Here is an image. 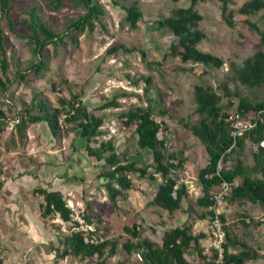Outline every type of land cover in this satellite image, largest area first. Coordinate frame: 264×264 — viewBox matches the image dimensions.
Here are the masks:
<instances>
[{
	"label": "rangeland",
	"instance_id": "1",
	"mask_svg": "<svg viewBox=\"0 0 264 264\" xmlns=\"http://www.w3.org/2000/svg\"><path fill=\"white\" fill-rule=\"evenodd\" d=\"M13 1L14 31L9 29L6 20L1 23L6 38L8 69L4 74L0 53V76L4 80L10 78L12 83L5 94L0 93V109L8 117V125L0 135V209L3 210L7 200L4 195L7 184L1 183L13 186L21 181L23 192L38 200L32 208L36 211L40 230L51 255L43 260L41 243L15 241L13 244H1L0 264L14 261H18V264H121L124 258L121 243L126 241L125 226H139L143 237L160 242L166 230L182 226L188 220L186 214L171 216L167 211L149 205L162 181L161 176L157 174L155 180H140L137 174L130 175L133 189L144 194L141 207L134 203L131 192L112 201L104 186L105 181L100 176L110 167L103 166L102 162L87 155L85 141L73 125L66 124L65 116L61 117V130L57 134L52 133L47 122H41L28 124L21 136L16 129L19 115L32 108L36 95L53 107L60 106V99L69 100L77 95L89 112L104 119L102 134L92 139L91 146L97 147L102 142L112 141L122 161L133 158L141 167L152 162V152L139 148L135 127H126V119L119 116L132 106L146 107L151 102L156 111L155 119L169 127L167 148L170 152L183 150L187 156L184 171H176L173 175L179 179V184L192 183L189 191L193 197L188 201L195 204L196 196H202L197 176L207 165L209 157L199 140L190 136L181 126L180 120L195 123L198 119L194 95L196 85L213 87L223 93L221 85L227 82L231 90L237 87L241 94L249 96L254 102L264 100V91L251 90L231 79L232 63L241 66L245 59L264 50L260 35L248 25V21L253 22L264 31V10L255 15L243 16L238 10L249 0H233L231 8L236 11V22L231 28L223 20L220 1L206 0L197 4L196 10L203 16L200 29L206 35L198 48L223 58L225 62L221 69L206 70L200 64H185L178 57L169 55L170 46L177 38L168 28L157 27V22L169 17L175 8L188 7L190 2L187 0L179 3L172 0H93V4L101 8L102 14L93 19V29L86 26L81 31L68 29L71 22L87 14L86 8L76 6L73 1H64L55 12L47 9L42 0ZM134 5L143 14L136 28L131 27L126 19V8ZM32 8H36L41 20L63 34V42L58 47L50 44L45 48L48 68L41 76L26 73L25 80H22L18 78V72L38 62L29 38L31 34L23 23ZM121 46L127 50H113ZM142 77H149L152 81L148 93L145 92ZM53 84L56 85L55 89ZM228 100L224 98L223 104L227 105ZM236 104L235 100L230 111L236 110ZM163 110L166 114L160 115L159 112ZM33 114L37 112L33 110ZM165 134L163 128L159 137L163 138ZM261 145L264 146V142ZM42 166L48 169L41 178L42 183L38 184L37 172ZM220 166L223 167V164ZM67 168L70 174L68 178L65 175ZM49 170H54L53 176L57 181L51 186L47 185L45 179ZM74 176L75 179L69 180ZM115 187L118 188V185L115 184ZM40 188L63 190L61 192L73 212L72 219L80 227L72 229L59 215L42 218L43 198L36 193ZM218 209L230 223L246 213L264 225V211L260 207H231L225 201ZM86 215L92 217L91 226L84 217ZM197 219L193 215L192 225L197 223ZM1 223L2 219L0 228ZM204 225L210 239L211 219ZM77 231L84 232V236L95 242L104 239L118 241V253L111 257L107 248L105 256L100 259L95 257L82 261L73 255L65 259L58 258L55 250L62 251L65 237ZM256 240L260 251L264 253V226L257 231ZM204 244L205 250H208L210 240ZM187 259L198 261L195 256ZM128 264H139V260L133 256ZM249 264L264 262L259 259Z\"/></svg>",
	"mask_w": 264,
	"mask_h": 264
},
{
	"label": "trees",
	"instance_id": "2",
	"mask_svg": "<svg viewBox=\"0 0 264 264\" xmlns=\"http://www.w3.org/2000/svg\"><path fill=\"white\" fill-rule=\"evenodd\" d=\"M42 1L47 9L55 12L62 7L66 0ZM68 1H73L76 6H83L87 9V14L71 22L68 29L81 31L86 26L93 29V19L102 14L101 8L93 4V0ZM172 1L179 3L182 0ZM187 1L190 2L188 7H177L169 17L162 18L157 22L158 28H168L177 38L171 44L168 54L178 57L185 64H200L206 70L221 69L225 63L223 58L203 52L198 48L206 35L200 29L203 16L196 10V6L200 1L206 0ZM218 1L222 5L224 22L233 28L236 22V11L231 8L233 0ZM263 10L264 0H249L241 6L238 13L248 17ZM126 11L127 21L130 22L131 27L136 28L137 22L143 17L142 12L135 5L127 7ZM14 12L15 3L13 0H0V53L4 74L8 69V60L6 38L1 23L6 20L9 29L14 31L12 18ZM23 23L31 34L30 42L34 47V54L38 58L37 63L18 72V78L25 80L26 73L41 76L47 70L48 57L45 54V48L50 44L58 47L63 42V34H59L56 29L41 20L37 16L36 8H32L28 12V19L23 20ZM248 25L258 32L264 46V31L253 22L248 21ZM118 49L127 50L124 46L113 48L114 51ZM231 70V79L234 82H239L251 90L264 91V50H259L245 59L241 66L232 63ZM142 79L145 83V92L148 93L152 87V81L149 77H142ZM11 83L10 78L6 77L4 80L0 76V93L5 94ZM53 88H56L55 84H53ZM221 89L223 93L213 87L196 85L194 95L198 119L195 123L185 119L180 120L181 126L190 136L199 140L209 157L207 165L199 171L197 176L202 196L196 200L195 204L188 201L189 190L186 184H179V179L173 175L176 171H184L187 156L183 150L170 152L167 148L169 127L155 119L156 111L151 102L146 107L132 106L128 110L122 111L119 116L126 119L124 122L126 127H135L139 148L152 152V162L141 167L136 164L133 158L122 161L112 141L102 142L97 147L91 146L92 139L102 134L101 127L104 119L89 112L87 106L78 100L77 95L72 96L69 100L60 99L59 107H53L45 99L36 95L33 98L32 108L19 115L16 129L23 136L28 124L47 122L52 133L57 134L61 130V117L65 116L66 124L73 125L80 138L85 141L87 155L102 162L103 166L110 167L100 176L105 181L104 186L112 201H116L119 196H124L125 193L133 190L131 174H137L140 180H155L157 174L161 176V184L149 205L165 210L171 216L178 213L186 214L188 220L182 226L166 230L162 234L160 242L143 237L139 226H125L126 241L121 243L124 255L121 264H128L133 256L138 258L139 264H216L218 259L216 250L212 247L205 250L201 245V240L206 238V235L203 233L194 235L192 225L193 215L199 220L214 218L215 212L212 207L215 203L212 196L215 189L224 182L234 183L238 180V186L234 187L226 197L228 205L231 207L250 205L260 207L264 211V146L261 145L264 142V100L254 102L249 96L241 94L237 87L231 90L227 82L221 85ZM224 98L229 99L227 105L223 104ZM235 100L237 101L236 110L243 118L256 117L260 114L263 119L262 122H258L257 128L237 139L232 136L231 127L226 122V118L232 112L230 108L234 106ZM33 110L37 114H33ZM159 114L164 115L166 111H160ZM7 123L8 117L0 109V135L5 131ZM163 128L166 134L160 139L158 133ZM220 164H223L222 168H219ZM227 164L229 165L227 166ZM115 184L118 185V188L115 187ZM174 192L176 196L173 195ZM36 193L43 198L42 218L48 219L59 215L61 220L72 229L80 227L78 222L73 221V212L68 207L62 192L40 188L36 190ZM84 217L88 225L91 226L92 217L87 215ZM220 217L226 231L224 260L221 264H248L259 259L264 262V253H260L256 240V233L263 228V223L246 213L239 216V219L233 223H230L223 215ZM91 234L94 235L93 232ZM62 244V251L55 250L58 258L65 259L67 256L73 255L82 261H87L95 257L103 258L107 248H109V256L116 255L120 243L108 239L86 243L84 232L77 231L66 236ZM194 256L198 258L197 262L187 259V257Z\"/></svg>",
	"mask_w": 264,
	"mask_h": 264
},
{
	"label": "crops",
	"instance_id": "3",
	"mask_svg": "<svg viewBox=\"0 0 264 264\" xmlns=\"http://www.w3.org/2000/svg\"><path fill=\"white\" fill-rule=\"evenodd\" d=\"M47 169L48 168H46V166L45 167L42 166L40 171L37 172L38 180H39L38 184L42 183L41 178L43 177V174ZM49 171H50L48 173L49 175L48 177L45 176V179H46L47 185L51 186L52 184H54V182H57V181L55 179V175L53 176L54 170H49ZM68 171H69V168H67V171H65L66 178L70 177V174ZM56 172L57 171H55V173ZM1 176L2 175L0 174V178ZM75 178L76 176L69 178V180L72 181ZM237 181L238 180L234 181V187L238 186L239 181L238 183ZM3 184H7L4 188V190H6L4 195L7 200L5 202L3 210L0 209V219H2L1 228H0V247H1V244H13L15 243V241H23V240H27V242H30L32 244L41 243L42 245H40L41 246L40 249H41L42 259L43 260L47 259L48 257H50L51 253H50V250H48L47 243L44 240L45 237L42 234L43 233L42 229L40 230V226H39L40 223L38 221V218L36 217L37 215L36 211H34V209L32 208L33 206L36 205V202L38 201L37 198H35L34 196H31L29 193L23 192L22 190L23 183L21 181L20 183H16L13 186H10L8 183H1V185ZM189 184H191L192 186V183H189ZM199 187H200V193H202L201 186ZM189 188L187 189L189 190ZM7 191H8V194H7ZM50 191H60V192L62 191L63 192V190L61 189L50 190ZM143 196L144 194L142 192H140L139 190L136 191L134 189L131 191V194H130V197L133 198L134 203L138 205H140L142 201L141 199H143ZM191 197H193V194L191 191H189V198ZM199 197L201 196L199 195L196 196V200ZM197 220H198L197 223L193 225V234L198 235L200 233H203L206 235V238L201 240V245L205 248L206 245L204 243L209 242L210 240L208 239L207 228L204 225V223L208 222V220H199V219ZM176 227H179V226H176ZM13 229L14 231L11 232V230ZM209 238H210V235H209ZM210 244H211V240H210ZM260 253L263 254L261 251ZM257 261H254V262H257ZM17 262L18 261L8 262L7 264H18Z\"/></svg>",
	"mask_w": 264,
	"mask_h": 264
},
{
	"label": "built area",
	"instance_id": "4",
	"mask_svg": "<svg viewBox=\"0 0 264 264\" xmlns=\"http://www.w3.org/2000/svg\"><path fill=\"white\" fill-rule=\"evenodd\" d=\"M262 121L263 119L261 118L260 114L256 117L243 118L237 110L232 111L226 118V122L231 127L232 136L234 137V139L244 136L246 133L257 128L258 122ZM160 131L158 133V137ZM219 168L222 167L220 166ZM176 189L177 186L175 187V190ZM233 189L234 183L224 182L222 185L215 189V192L212 196V199L215 203L212 207V210L215 212V216L211 219L209 235L211 240L210 247L216 250L218 256L216 264H221L224 260V245L226 243V231L224 222L220 217L221 214L218 208L224 204V202L226 201V197L232 192ZM173 195L176 196V193L174 192ZM84 240L86 243L95 242L92 238H89L87 236H84Z\"/></svg>",
	"mask_w": 264,
	"mask_h": 264
},
{
	"label": "water",
	"instance_id": "5",
	"mask_svg": "<svg viewBox=\"0 0 264 264\" xmlns=\"http://www.w3.org/2000/svg\"><path fill=\"white\" fill-rule=\"evenodd\" d=\"M190 186H191V184H189V183L186 185L187 188H189Z\"/></svg>",
	"mask_w": 264,
	"mask_h": 264
}]
</instances>
